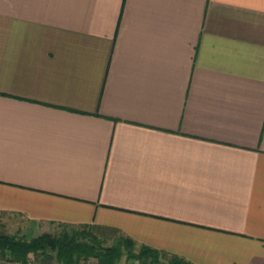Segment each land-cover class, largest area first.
<instances>
[{"label":"crops","instance_id":"obj_1","mask_svg":"<svg viewBox=\"0 0 264 264\" xmlns=\"http://www.w3.org/2000/svg\"><path fill=\"white\" fill-rule=\"evenodd\" d=\"M0 213L264 264V0H0Z\"/></svg>","mask_w":264,"mask_h":264},{"label":"trees","instance_id":"obj_2","mask_svg":"<svg viewBox=\"0 0 264 264\" xmlns=\"http://www.w3.org/2000/svg\"><path fill=\"white\" fill-rule=\"evenodd\" d=\"M87 226V225H86ZM126 243L127 256L133 259V264H187L177 256L168 257L164 262L161 252L146 245H137L131 238L123 237ZM137 247V253L134 248ZM55 253V257L62 264H78L80 259L91 257L98 264H116L122 255L121 246L102 247L96 240L85 239L76 241L68 235L51 236L41 233L30 239H22L14 235L0 232V250L2 258L10 256L20 264H26L30 254L44 253L46 250ZM0 264H2L0 262Z\"/></svg>","mask_w":264,"mask_h":264},{"label":"rangeland","instance_id":"obj_3","mask_svg":"<svg viewBox=\"0 0 264 264\" xmlns=\"http://www.w3.org/2000/svg\"><path fill=\"white\" fill-rule=\"evenodd\" d=\"M0 232L7 233L9 235H14L19 238L30 239L41 233H49L51 236L58 235H68L73 237L76 241H85V239L96 240L102 247H111L120 245L122 255L117 260L116 264H133L134 260L129 259L127 256L128 249L126 250V243L123 239V235L120 233L105 228H97L91 225H64L56 224L53 227H49L48 231H37L36 229H31L27 224L18 217L8 214L0 213ZM138 248H134V252L137 253ZM168 257L162 256L161 260L166 261ZM88 260H92L91 264H98L97 261L91 257L81 258L78 264H88ZM0 262L2 264H20L16 260H12L10 256L2 258L0 250ZM26 264H62L55 257V253L50 250H46L44 253L38 252L37 254H30Z\"/></svg>","mask_w":264,"mask_h":264},{"label":"built area","instance_id":"obj_4","mask_svg":"<svg viewBox=\"0 0 264 264\" xmlns=\"http://www.w3.org/2000/svg\"><path fill=\"white\" fill-rule=\"evenodd\" d=\"M93 261L92 260H88V264H91Z\"/></svg>","mask_w":264,"mask_h":264}]
</instances>
